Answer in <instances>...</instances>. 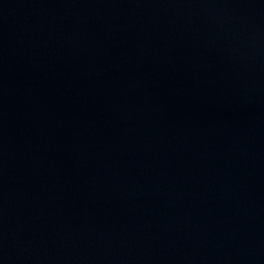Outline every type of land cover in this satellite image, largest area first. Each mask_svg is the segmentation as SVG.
Instances as JSON below:
<instances>
[{"label":"water","instance_id":"obj_1","mask_svg":"<svg viewBox=\"0 0 264 264\" xmlns=\"http://www.w3.org/2000/svg\"><path fill=\"white\" fill-rule=\"evenodd\" d=\"M0 264H264V0H0Z\"/></svg>","mask_w":264,"mask_h":264}]
</instances>
